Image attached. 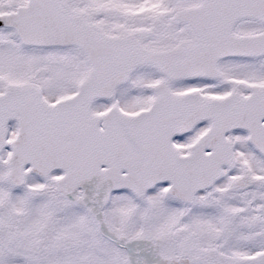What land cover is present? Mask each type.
Masks as SVG:
<instances>
[{"label":"snow or ice","instance_id":"snow-or-ice-1","mask_svg":"<svg viewBox=\"0 0 264 264\" xmlns=\"http://www.w3.org/2000/svg\"><path fill=\"white\" fill-rule=\"evenodd\" d=\"M0 264H264V0H0Z\"/></svg>","mask_w":264,"mask_h":264}]
</instances>
